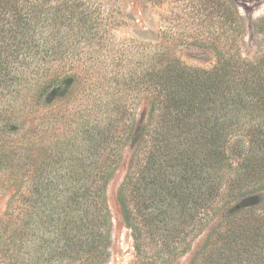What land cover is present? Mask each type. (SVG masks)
Here are the masks:
<instances>
[{
	"label": "trees",
	"instance_id": "16d2710c",
	"mask_svg": "<svg viewBox=\"0 0 264 264\" xmlns=\"http://www.w3.org/2000/svg\"><path fill=\"white\" fill-rule=\"evenodd\" d=\"M235 2L214 5L211 41L169 27L149 43L119 35L121 0H0V264L106 263L127 146L131 264H175L203 233L186 264H264V36L248 56ZM182 44L212 65L184 64Z\"/></svg>",
	"mask_w": 264,
	"mask_h": 264
},
{
	"label": "rangeland",
	"instance_id": "374dc122",
	"mask_svg": "<svg viewBox=\"0 0 264 264\" xmlns=\"http://www.w3.org/2000/svg\"><path fill=\"white\" fill-rule=\"evenodd\" d=\"M123 4V15L127 18L124 27L118 28V33L122 37H128L132 40L149 43H157L163 37V31L171 27L170 31L181 36L180 31H187L189 39L194 36V29L198 28L205 34L208 40H212L220 33L221 10L218 12L214 5H221L223 0H159L157 2L146 4L139 0H121ZM146 4V5H145ZM236 7L242 18L243 36L245 37V53L252 56L256 49L263 45L264 34L253 33L254 25L260 17L264 16V0H236ZM179 8L185 12L183 17L185 21H180L178 17ZM199 9V16L195 11ZM180 12V11H179ZM198 18V19H197ZM199 23L197 27L195 24ZM179 25L180 27H177ZM196 49V50H195ZM186 44L174 47L184 64L191 67H210L213 63L210 52L203 51ZM206 50V49H205ZM205 53V55L203 54ZM147 114V105L143 101L138 103L135 108V130L145 123ZM130 157V146L124 150L122 160L108 182L106 188V203L109 211L111 233L109 246V259L104 264H131L135 260L134 242L131 231L127 228L122 212L117 201L119 186L124 178L128 160ZM10 191L0 192V218L6 210V205ZM205 233L197 237L191 250L176 261L175 264H186L190 255L197 249Z\"/></svg>",
	"mask_w": 264,
	"mask_h": 264
}]
</instances>
